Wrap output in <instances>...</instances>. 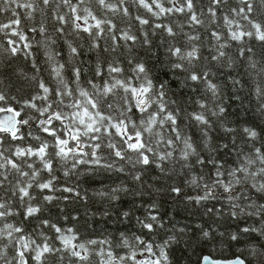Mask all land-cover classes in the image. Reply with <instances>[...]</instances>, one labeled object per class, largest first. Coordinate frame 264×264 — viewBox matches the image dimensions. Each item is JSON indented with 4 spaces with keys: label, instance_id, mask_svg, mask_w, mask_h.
I'll return each instance as SVG.
<instances>
[{
    "label": "snow or ice",
    "instance_id": "obj_1",
    "mask_svg": "<svg viewBox=\"0 0 264 264\" xmlns=\"http://www.w3.org/2000/svg\"><path fill=\"white\" fill-rule=\"evenodd\" d=\"M0 13V264H172L180 246L242 240L236 258L196 264H264V0H3ZM237 101L254 120L230 119ZM162 195L254 223L190 235L152 211ZM113 212L138 232L77 227Z\"/></svg>",
    "mask_w": 264,
    "mask_h": 264
},
{
    "label": "trees",
    "instance_id": "obj_2",
    "mask_svg": "<svg viewBox=\"0 0 264 264\" xmlns=\"http://www.w3.org/2000/svg\"><path fill=\"white\" fill-rule=\"evenodd\" d=\"M233 3H235V0H233ZM2 4H3V0H0V5ZM19 11L21 17H23L25 14V10H19ZM10 15H11L10 13L8 14L0 13V23H6ZM40 19H41L40 14L39 12H37L35 14V23L38 24ZM23 23L25 26H27L28 24L33 23V21L24 20ZM201 31L203 30L201 29ZM29 35H31V33H29ZM37 39H39L38 36ZM3 43L4 40L2 37H0V44ZM257 51H259V49H257ZM40 58L42 59L43 57L41 56ZM66 59L67 57L65 56V60ZM153 63L154 61H149L150 66H152ZM18 64L21 67H23L22 60L19 61ZM125 67H127L126 64ZM153 74L159 79L166 78L164 72L160 71L158 67H153ZM241 95H244L246 97L244 103L245 105H247L249 103L247 99V94L241 93ZM185 98L187 99V97ZM251 103L254 104L255 101L252 100ZM228 110L230 113V119L232 120H239L242 122L245 120L252 121L255 119L254 109H249L247 112H245L241 109L240 103L238 101L233 102ZM229 163H231V159H229ZM189 191H191V189H189ZM157 199L159 200L157 206L158 212L157 209H153L152 211L156 214H159L165 223L170 222L169 226H171V224H175L177 227H185L190 235L198 233L199 228L208 229L209 225L211 226V229L219 233V232H224L226 229L230 231H235L237 230L238 227L242 228L249 224L254 223L253 219H245V218H240L238 221L224 220L223 218H221L219 223H212V221H210L207 216L201 214H192L190 213L189 210H185L183 208V205L176 203L174 200L169 199L167 196L162 195ZM144 200L150 203L151 198L145 196ZM219 206L220 205L217 204V207ZM122 207L127 209L128 207L127 200L124 201ZM145 207L146 206L139 207V209L136 212V215H142V213L145 211ZM82 213H83V209H81L80 213H73V215L79 216ZM88 221L89 222H88L87 230L83 228L82 224L77 225V227L81 228V234L85 238H92L98 240L107 236L109 239H111L112 236H119L122 232H129V231L138 232V227L135 225L134 220L132 223L122 224L117 219L115 212L112 213L110 218L102 217L99 214H97L95 220H93V218L89 216ZM65 223L68 226H71L70 220ZM255 226L259 227V224H256ZM163 237L164 234L161 233L158 237H155V239H162ZM149 239H152V237H149ZM244 246H245V242L243 240L241 241L240 244L231 242L230 244H225L223 247H221L219 243H217L215 246H213L212 244L196 245L193 249H189V250H185L183 246H180L178 248L173 249L170 252V257L172 260V264H196L197 258L200 257L201 255H208L214 259H232L240 255L238 249H243Z\"/></svg>",
    "mask_w": 264,
    "mask_h": 264
},
{
    "label": "water",
    "instance_id": "obj_3",
    "mask_svg": "<svg viewBox=\"0 0 264 264\" xmlns=\"http://www.w3.org/2000/svg\"><path fill=\"white\" fill-rule=\"evenodd\" d=\"M213 259H214V258H213ZM232 259H234V258H232ZM219 260L226 261V260H229V259H219Z\"/></svg>",
    "mask_w": 264,
    "mask_h": 264
}]
</instances>
